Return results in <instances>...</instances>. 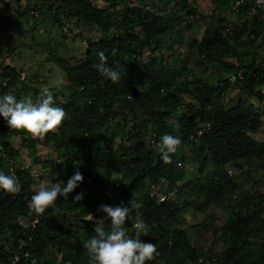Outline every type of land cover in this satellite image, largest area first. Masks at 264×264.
<instances>
[{
    "label": "trees",
    "instance_id": "16d2710c",
    "mask_svg": "<svg viewBox=\"0 0 264 264\" xmlns=\"http://www.w3.org/2000/svg\"><path fill=\"white\" fill-rule=\"evenodd\" d=\"M53 3L54 11L53 4H41L38 9L25 4L19 11L9 0H0L1 24L7 22L1 17L4 9L33 19L37 9L51 13L56 24L64 14L91 23L100 32L97 39L85 40L80 58L49 52V60L63 77L47 88L30 87L13 67L4 66L9 72H2L0 89L12 85L13 95L33 102L47 89L66 115L60 125L37 139L10 129L0 119V170L14 171L21 185L14 194L0 191V264H89L84 242L95 234L94 220L103 216L99 206L127 205L129 201L141 204L139 211L149 226L148 235L139 238L154 243L159 253L146 264H194L200 255L180 228V215L188 208L205 212L211 206L229 212L225 222L214 229L221 248L218 255L209 257V261L218 257L211 264H264V205L233 200L239 185L226 169L232 165L241 171V165L253 159L264 168V143L254 138L262 126L257 103L264 100V65L253 59L238 58L235 65L222 61L231 47L220 16H210L200 40L183 39L184 24L196 13L188 0ZM238 18L242 21L234 41L246 32L257 38L264 30L263 20ZM175 43L183 44L187 53L197 51L203 59L217 61L215 73L203 69L215 79L223 67L229 73L242 71V79L235 83L240 85L236 97L223 101L227 98L224 92L234 85L227 75L217 81L197 76L187 79L193 74L185 65L169 63L164 57L163 51L172 53ZM99 51H104L106 64L124 73L118 82L106 79L95 68ZM194 65L204 67L197 59ZM17 82L20 87L14 85ZM205 122L209 130L199 143L191 141ZM165 133L181 138L169 164L155 151ZM15 138L28 149L31 163L39 162L36 148L40 141L53 155L45 158L38 181L15 161L18 153L11 144ZM190 163L195 173L187 177ZM77 169L83 180L68 200L58 196L56 205L41 214L30 210L33 187L40 177L66 183ZM161 177L167 182H161ZM155 182L169 190L176 184L178 188L165 202L155 204L147 194L148 183ZM77 193L83 197L75 202ZM261 199L264 202L263 195ZM89 214L92 219L88 220ZM134 214L135 210L125 221L130 236L135 235Z\"/></svg>",
    "mask_w": 264,
    "mask_h": 264
},
{
    "label": "rangeland",
    "instance_id": "374dc122",
    "mask_svg": "<svg viewBox=\"0 0 264 264\" xmlns=\"http://www.w3.org/2000/svg\"><path fill=\"white\" fill-rule=\"evenodd\" d=\"M8 1V0H6ZM10 5L22 11V7L26 4L30 8L34 6L37 9L41 4L46 6L53 4L52 10H55L56 5L53 0H9ZM191 7L196 11L191 16L189 21L184 24L185 31L183 39L194 38L200 40L203 32L208 27L211 17H222L223 25L225 27L224 33L229 39V46L231 53L223 56L224 62L232 64L237 63V59L250 60L253 59L258 64L264 65V30L261 31L257 38L246 32L239 40L234 41V36L238 32L242 19L234 16L230 12V5L232 0H188ZM1 7V5H0ZM35 10L38 14L35 18L27 16H16L14 9L2 10L1 17L7 19L6 24L0 23V76L3 73H8L4 66L9 65L13 67L18 73L20 80L28 83L30 87L34 85L41 88H47L54 85L63 76L60 70L49 60V52L56 51L57 54L66 58H80L84 54L85 40L97 39L99 30L91 23L67 18L64 14H60V23L56 24L53 15L48 11ZM181 41V40H180ZM183 41V40H182ZM164 57L169 63L172 61L176 64H183L193 74L188 75L187 79L192 80L197 76L205 80L217 81L229 71L223 67L221 74L215 79L209 76L203 69L208 68L210 72L217 71L218 62H210L198 56L197 51L187 53L183 44H176L173 46L172 53L163 51ZM204 63L203 68H196L194 61ZM11 65V66H10ZM20 87V82L15 83ZM27 85V84H26ZM7 87L0 89V95L11 93L14 94L15 88ZM240 85H229L224 92L227 98H235L239 93ZM30 95V94H29ZM247 100L245 96L242 97ZM257 111L262 117V126L254 135L256 141L261 144L264 143V101L257 103ZM39 137V136H38ZM37 139V137H34ZM16 140V141H15ZM11 142L12 146L18 153L17 161L23 168L29 169L35 180L38 181L42 174L41 168L46 163L49 156L53 157L47 147L43 146L41 141L38 142L36 153L40 157L39 162L31 163L28 158V149L21 145L20 139L15 138ZM192 163L188 165L186 173L189 177L195 173ZM227 171H232V176L237 180L239 190L236 192V199L244 202L245 205L252 206L253 204L264 205L261 195L264 196V168L259 167L258 161L253 159L249 164H242L241 171L232 165L226 166ZM39 183L45 179L41 178ZM38 185V184H36ZM33 189L35 188V186ZM227 208L209 207L205 212H199L193 208H188L180 215V228L184 230L190 246L194 247L199 252V259L201 264H211L209 257L216 256L220 252L221 241L213 235L216 226L223 224L228 217ZM264 217V215H263ZM89 220V218H88ZM64 249L65 246H64ZM47 256V255H46ZM199 259L194 264H200Z\"/></svg>",
    "mask_w": 264,
    "mask_h": 264
},
{
    "label": "clouds",
    "instance_id": "9594fccd",
    "mask_svg": "<svg viewBox=\"0 0 264 264\" xmlns=\"http://www.w3.org/2000/svg\"><path fill=\"white\" fill-rule=\"evenodd\" d=\"M115 50H113V54ZM99 63L94 66L98 72L111 82H118L124 74L121 70L105 63L107 57L104 51L97 53ZM65 110L54 103V98L45 89L33 102L31 98L18 99L11 93L0 95V119L6 121L10 129L23 131L33 137L43 136L49 130L55 129L65 118ZM181 144L178 135L165 133L156 143L155 151L165 164L172 162L173 155ZM161 182L166 179L161 177ZM83 180L82 173L77 169L66 183L62 180L45 179L35 186L31 195L29 208L37 214L44 213L51 206L56 205L57 197L68 200V194L73 192ZM21 185L14 171L0 170V191L14 194L19 192ZM83 194L77 193L73 201L78 202ZM141 204L129 201L127 205L121 203L116 206L102 204L98 211L103 216L94 220V235L84 242V247L89 253V264H146L155 259L159 254L154 243L142 241L139 237L147 236L149 226L139 211ZM135 210L132 228L134 236L128 234L125 221L130 218V213ZM92 219L91 215H88ZM105 220L108 229L105 228Z\"/></svg>",
    "mask_w": 264,
    "mask_h": 264
},
{
    "label": "built area",
    "instance_id": "2783aa9c",
    "mask_svg": "<svg viewBox=\"0 0 264 264\" xmlns=\"http://www.w3.org/2000/svg\"><path fill=\"white\" fill-rule=\"evenodd\" d=\"M230 12L241 18H258L264 21V0H232L230 5ZM34 16H37L36 12H32ZM242 71L231 72L227 74V81L230 84H235L237 81L242 79ZM210 128L209 123L205 122L200 125L198 130L190 137V140L199 143L203 133L208 131ZM228 175H232V171H227ZM178 184L171 190L167 189L161 183H148L147 194L149 200L155 204H161L165 202L174 192L177 191ZM218 257H213L211 263H215ZM200 264L202 260L199 259Z\"/></svg>",
    "mask_w": 264,
    "mask_h": 264
},
{
    "label": "crops",
    "instance_id": "0c3cea01",
    "mask_svg": "<svg viewBox=\"0 0 264 264\" xmlns=\"http://www.w3.org/2000/svg\"><path fill=\"white\" fill-rule=\"evenodd\" d=\"M263 101H264V100H263ZM263 101H259L258 104H259L260 102L262 103ZM261 122H263V121H262V117H261Z\"/></svg>",
    "mask_w": 264,
    "mask_h": 264
}]
</instances>
